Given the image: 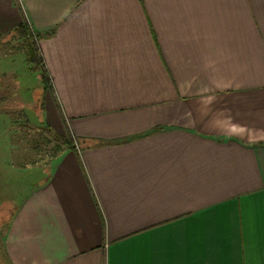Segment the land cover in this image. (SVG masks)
<instances>
[{
  "label": "crops",
  "instance_id": "0c3cea01",
  "mask_svg": "<svg viewBox=\"0 0 264 264\" xmlns=\"http://www.w3.org/2000/svg\"><path fill=\"white\" fill-rule=\"evenodd\" d=\"M25 23L78 149L3 204L0 264H264V0H0V41Z\"/></svg>",
  "mask_w": 264,
  "mask_h": 264
},
{
  "label": "rangeland",
  "instance_id": "374dc122",
  "mask_svg": "<svg viewBox=\"0 0 264 264\" xmlns=\"http://www.w3.org/2000/svg\"><path fill=\"white\" fill-rule=\"evenodd\" d=\"M24 25L27 27V30L30 31L27 23ZM17 31H13L7 38H3L0 41V66L7 65L11 67L12 70H15L17 74V77H15L17 81V83H15L17 84L15 90L18 92V96L15 99L14 93L11 95L12 89H10L9 96L11 97H6L7 99L5 98V101H9L10 106L14 105L13 102L19 105V103L27 101L29 104H26L24 107L25 110L19 113L17 111V106L15 109L17 112V125H14L15 129L13 130L17 131L14 136H11L13 142V144H11L13 146L11 148V154H17V164L13 161H11V163H5L4 160L8 158V147L2 145L3 142L0 141V154L3 158L0 162V183L3 182V184H0V203H2V205H0V243L1 237L4 234V229L8 223V218L12 213L10 209H4V205H9V208H11V206L15 207L22 199V196L19 194L14 196L17 190H21V188H17L20 185L19 182L23 180L26 185H23V187L25 186L26 188L30 185L35 186L40 179L47 177L50 166L54 164L59 150L60 152L64 151V149H60L57 146L55 142L56 138L54 139L55 135L65 136L71 141H75L76 139L72 134L70 135L68 131L65 129L60 131L55 127L56 125L54 126L53 123L49 121L51 120L49 115L50 98L43 93L46 83H44L42 77V73L44 74L42 59L37 53V60L35 63L31 64L25 61L24 53H21V49H16L21 45V40H23L21 36L19 38ZM8 51L10 53H8ZM5 78H2V85L6 82ZM45 81L47 82V80ZM4 92H0V95H4ZM0 106L2 107V105ZM47 118H49L48 121ZM46 129L49 132L46 131ZM7 140L8 138L5 142H7ZM22 155L24 158L21 157ZM9 166H11L10 169H17L16 175L7 170ZM28 169L31 171L33 178H31V175L27 172ZM15 176H17L19 181L16 183L11 181L9 185L8 179H13ZM22 192L23 191H21L20 194H22Z\"/></svg>",
  "mask_w": 264,
  "mask_h": 264
},
{
  "label": "trees",
  "instance_id": "16d2710c",
  "mask_svg": "<svg viewBox=\"0 0 264 264\" xmlns=\"http://www.w3.org/2000/svg\"><path fill=\"white\" fill-rule=\"evenodd\" d=\"M18 32L22 34L21 38L23 39V45L26 51V60L28 63H35L37 58L36 54L38 53V49L36 46V40H38L37 35L32 34L30 31L27 30V27L24 24L17 29ZM20 36V35H19ZM43 81L46 83V77L42 73ZM46 131H48L46 129ZM49 132V131H48ZM56 138V139H55ZM55 142L60 149H69V150H77L76 146L78 147V143L76 141H71L69 138L65 136H54Z\"/></svg>",
  "mask_w": 264,
  "mask_h": 264
},
{
  "label": "built area",
  "instance_id": "2783aa9c",
  "mask_svg": "<svg viewBox=\"0 0 264 264\" xmlns=\"http://www.w3.org/2000/svg\"><path fill=\"white\" fill-rule=\"evenodd\" d=\"M76 149H78V147L76 146Z\"/></svg>",
  "mask_w": 264,
  "mask_h": 264
}]
</instances>
